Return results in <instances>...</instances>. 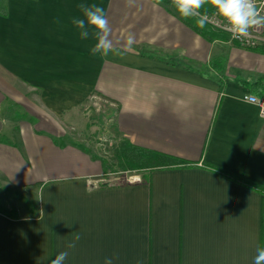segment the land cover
Wrapping results in <instances>:
<instances>
[{"label":"crops","instance_id":"0c3cea01","mask_svg":"<svg viewBox=\"0 0 264 264\" xmlns=\"http://www.w3.org/2000/svg\"><path fill=\"white\" fill-rule=\"evenodd\" d=\"M81 3L105 9L107 56L91 51L94 30L81 39L72 23L83 18ZM1 6L0 188L34 189L26 194L36 196V214L0 211V264H50L65 250V264H104L117 254L114 264H253L264 246V192L218 170L264 187V120L241 83L264 76V46L208 42L158 0ZM129 35L134 43L125 50ZM217 55L225 57L223 73L207 65ZM93 98L112 106L122 139L193 165L101 183L102 161L55 141L57 120ZM8 101L38 122L19 116L7 127Z\"/></svg>","mask_w":264,"mask_h":264},{"label":"clouds","instance_id":"9594fccd","mask_svg":"<svg viewBox=\"0 0 264 264\" xmlns=\"http://www.w3.org/2000/svg\"><path fill=\"white\" fill-rule=\"evenodd\" d=\"M179 15L185 19L197 17L196 23L199 28L203 29L206 24L216 23L224 31L228 32L232 39H253V31L264 29V5H257L256 0H172ZM207 6V7H206ZM83 13V18H74L72 23L80 30L81 39H88L90 30H94L92 35L96 39L93 53H100L107 56L113 51V41L110 39L111 28L105 9L97 4L78 5ZM205 9L204 12L201 10ZM207 9L212 12L210 18ZM134 43V37L129 35L124 45L125 50L131 48ZM254 106L259 108V117L264 120V101L256 96L247 98ZM264 135V132L261 133ZM264 149V147H261ZM77 234L72 242L66 245L71 250L76 247V241L80 240ZM69 256V251H61L50 260V264H65ZM119 256L114 255L105 257L104 264H114ZM137 264H141L138 260ZM253 264H264V246H258Z\"/></svg>","mask_w":264,"mask_h":264},{"label":"rangeland","instance_id":"374dc122","mask_svg":"<svg viewBox=\"0 0 264 264\" xmlns=\"http://www.w3.org/2000/svg\"><path fill=\"white\" fill-rule=\"evenodd\" d=\"M1 2V0H0ZM210 27V26H209ZM211 28V27H210ZM212 29V28H211ZM215 32L223 33L218 30ZM225 34V33H223ZM230 45H221V50L225 54ZM8 118L5 122L7 127L13 128L14 118L21 117L27 122L37 123L38 121L25 111L22 106L7 102ZM100 99H91L84 105L75 108L71 113H67L61 119L55 121L47 120L49 125L56 123L61 136L56 137L58 143L78 144L86 148L89 153L102 161L105 175L102 176L101 183L118 184L134 180L135 170H123L116 157V149L122 139L117 133L113 123V108ZM15 109L16 115L11 110ZM52 122V123H51ZM56 128V127H55ZM0 138L4 139L2 135ZM35 190H20L0 188V206L11 208L16 211L17 216L25 217L36 214V196H29L26 193Z\"/></svg>","mask_w":264,"mask_h":264},{"label":"trees","instance_id":"16d2710c","mask_svg":"<svg viewBox=\"0 0 264 264\" xmlns=\"http://www.w3.org/2000/svg\"><path fill=\"white\" fill-rule=\"evenodd\" d=\"M158 1L164 5L172 4V0H158ZM201 11L204 12L205 9H202ZM207 11H208V14H212L210 9H207ZM175 12L179 15L176 9H175ZM0 14L1 15L6 14V9L4 6L0 7ZM181 19L195 33H197L199 36H201L203 39L207 40L208 42H213L214 40L227 41L228 37L226 34L215 32L208 25H206L203 29L199 28L196 23L197 17H191L187 19L181 17ZM224 64H225V57L222 55H217V56L211 57L207 65L211 67L212 69L216 70L218 73H223ZM218 80H219L221 88L223 89L224 85L222 82V78H218ZM241 83L247 86L250 89V91L253 93V95H256V96L264 95V76L260 77L254 82L242 81ZM116 157L123 170L140 171L144 169H151V168H158V167L193 165V162H189V161L182 160V159L176 158L174 156H171L165 153H161V152L154 151L148 148L137 146V145L131 144L127 140H122L120 145L117 147ZM218 171L233 178L234 180H238L261 192H264V187L260 185H257L255 183L246 181L239 177L230 175L224 171H221V170H218ZM0 211L11 217L17 216L16 211L11 208L0 206Z\"/></svg>","mask_w":264,"mask_h":264},{"label":"built area","instance_id":"2783aa9c","mask_svg":"<svg viewBox=\"0 0 264 264\" xmlns=\"http://www.w3.org/2000/svg\"><path fill=\"white\" fill-rule=\"evenodd\" d=\"M257 2V5H264V0H256ZM210 18L212 17V14H209ZM208 26H210L212 29L214 30H218V31H221L223 33H225L228 37V40L237 45L238 47L240 48H243V49H256L258 47H262L264 46V29H260V30H254L253 31V39L251 40H247V39H239V40H234L231 38L230 34L226 31H224L221 27H218L216 25V23H208L206 24ZM251 96H256V95H247L245 96V100H247L249 102V100L247 99L248 97H251ZM258 97L260 100L264 101V96H256ZM251 103V102H250Z\"/></svg>","mask_w":264,"mask_h":264},{"label":"water","instance_id":"95a60500","mask_svg":"<svg viewBox=\"0 0 264 264\" xmlns=\"http://www.w3.org/2000/svg\"><path fill=\"white\" fill-rule=\"evenodd\" d=\"M0 127H1V122H0Z\"/></svg>","mask_w":264,"mask_h":264}]
</instances>
